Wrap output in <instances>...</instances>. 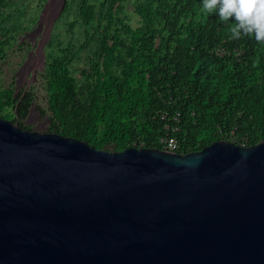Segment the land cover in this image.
Returning <instances> with one entry per match:
<instances>
[{"label":"water","instance_id":"water-1","mask_svg":"<svg viewBox=\"0 0 264 264\" xmlns=\"http://www.w3.org/2000/svg\"><path fill=\"white\" fill-rule=\"evenodd\" d=\"M0 264H264V141L108 152L0 118Z\"/></svg>","mask_w":264,"mask_h":264},{"label":"trees","instance_id":"trees-1","mask_svg":"<svg viewBox=\"0 0 264 264\" xmlns=\"http://www.w3.org/2000/svg\"><path fill=\"white\" fill-rule=\"evenodd\" d=\"M20 1L0 0V49L19 27L34 24ZM201 4L66 0L63 25L70 31L78 24L83 40L75 50L57 44L45 62L46 132L108 152L161 150L165 135L176 139L180 154L219 140L241 147L264 141V44L231 39L234 17L226 24L218 13L204 15ZM77 61L86 70L74 77ZM31 105L29 93L0 91L1 119L14 124ZM14 106L15 117L6 111Z\"/></svg>","mask_w":264,"mask_h":264},{"label":"rangeland","instance_id":"rangeland-1","mask_svg":"<svg viewBox=\"0 0 264 264\" xmlns=\"http://www.w3.org/2000/svg\"><path fill=\"white\" fill-rule=\"evenodd\" d=\"M65 1L47 0L41 4L39 0H21L18 9L27 20L35 18L34 24L28 26L27 22L19 27L10 43L0 49V91L9 88L15 98L21 93L32 95V105L24 119L15 117V106L6 110L16 118L14 124L26 131L45 133L48 127L44 65L49 55L55 54L57 44H69L75 50L83 40L78 24L70 31L63 25L61 15ZM126 13L129 23L136 26L130 5ZM70 19L68 15L67 20ZM71 66L74 77L85 74L86 66L82 61Z\"/></svg>","mask_w":264,"mask_h":264},{"label":"clouds","instance_id":"clouds-1","mask_svg":"<svg viewBox=\"0 0 264 264\" xmlns=\"http://www.w3.org/2000/svg\"><path fill=\"white\" fill-rule=\"evenodd\" d=\"M201 12L204 15L217 14L219 20L230 24V38L240 40L252 37L264 44V0H202Z\"/></svg>","mask_w":264,"mask_h":264},{"label":"built area","instance_id":"built-area-1","mask_svg":"<svg viewBox=\"0 0 264 264\" xmlns=\"http://www.w3.org/2000/svg\"><path fill=\"white\" fill-rule=\"evenodd\" d=\"M159 145L162 147L161 150L178 153V143L173 136L165 135L159 139Z\"/></svg>","mask_w":264,"mask_h":264}]
</instances>
